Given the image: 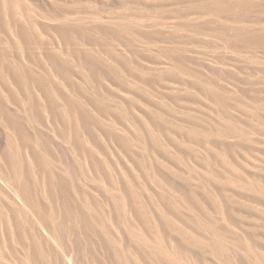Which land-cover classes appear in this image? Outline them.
I'll use <instances>...</instances> for the list:
<instances>
[{
    "label": "rangeland",
    "instance_id": "rangeland-1",
    "mask_svg": "<svg viewBox=\"0 0 264 264\" xmlns=\"http://www.w3.org/2000/svg\"><path fill=\"white\" fill-rule=\"evenodd\" d=\"M0 264H264V0H0Z\"/></svg>",
    "mask_w": 264,
    "mask_h": 264
}]
</instances>
